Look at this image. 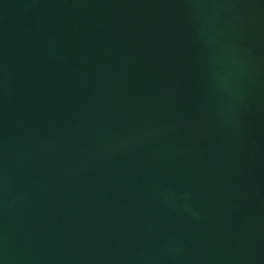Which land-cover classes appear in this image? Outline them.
<instances>
[{
    "label": "water",
    "instance_id": "95a60500",
    "mask_svg": "<svg viewBox=\"0 0 264 264\" xmlns=\"http://www.w3.org/2000/svg\"><path fill=\"white\" fill-rule=\"evenodd\" d=\"M0 264H264V0H0Z\"/></svg>",
    "mask_w": 264,
    "mask_h": 264
}]
</instances>
